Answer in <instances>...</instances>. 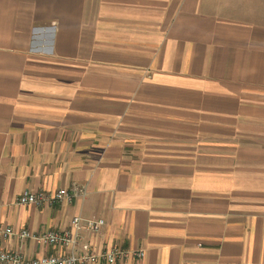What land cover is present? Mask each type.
Masks as SVG:
<instances>
[{"label": "crops", "instance_id": "obj_1", "mask_svg": "<svg viewBox=\"0 0 264 264\" xmlns=\"http://www.w3.org/2000/svg\"><path fill=\"white\" fill-rule=\"evenodd\" d=\"M78 215L118 264H264V0H0V223Z\"/></svg>", "mask_w": 264, "mask_h": 264}, {"label": "built area", "instance_id": "obj_2", "mask_svg": "<svg viewBox=\"0 0 264 264\" xmlns=\"http://www.w3.org/2000/svg\"><path fill=\"white\" fill-rule=\"evenodd\" d=\"M84 188L75 186L71 189L63 188L57 192H24L16 200L20 206L54 207L72 203L75 198L86 196ZM106 225L104 219H86L75 216L71 228L66 231H48L33 233L29 230H15L12 226L0 223V240L16 239L32 242L38 247L55 249L60 253L48 254L37 258H28L21 251L0 249V264H118L130 257L143 260L145 253L133 252L121 245L98 252L85 241V233L98 234Z\"/></svg>", "mask_w": 264, "mask_h": 264}]
</instances>
